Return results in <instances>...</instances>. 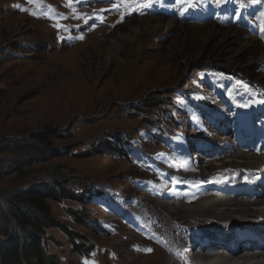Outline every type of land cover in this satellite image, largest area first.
<instances>
[{
  "label": "rangeland",
  "instance_id": "374dc122",
  "mask_svg": "<svg viewBox=\"0 0 264 264\" xmlns=\"http://www.w3.org/2000/svg\"><path fill=\"white\" fill-rule=\"evenodd\" d=\"M225 1L207 3L217 7ZM248 3L241 16L238 9L223 8L219 14L199 1L198 21L182 20L177 12L173 16L176 0H0V86L5 91L0 137L44 130L62 134L54 138L55 146L73 149L34 165L26 178H3L0 186L27 187L58 177L88 196L83 203L50 201L56 218L80 233L78 243L85 245L83 252L76 251L61 228L49 229L47 247L62 264H137L134 256L120 255L125 234L146 253L147 244L137 241L133 230L163 247L169 259L174 249L160 240L153 223L139 221L134 207L143 202L160 217L189 223L176 215L175 206L164 207L159 197L171 190L157 184L168 175L157 156L167 153L171 159L182 146L216 139L211 128L199 127L208 117L189 88L207 82L204 89L212 93L217 85L219 100L235 105L245 121L256 112V127L264 123V0ZM255 19L263 27L262 45L246 46V30ZM170 21L175 28L166 27ZM216 28L218 33L212 31ZM154 99L164 103L148 108ZM211 107H223L226 116L233 110ZM103 138L110 147L100 145ZM122 139L129 140L128 156L119 150ZM205 153L201 167L211 159ZM231 158L226 153V160L213 165ZM72 211L84 212L86 224L76 222Z\"/></svg>",
  "mask_w": 264,
  "mask_h": 264
},
{
  "label": "bare ground",
  "instance_id": "6f19581e",
  "mask_svg": "<svg viewBox=\"0 0 264 264\" xmlns=\"http://www.w3.org/2000/svg\"><path fill=\"white\" fill-rule=\"evenodd\" d=\"M258 21L255 19L251 22L256 35L252 30H246V46L262 45L259 34L263 27L257 24ZM175 26L171 21L166 24L168 29ZM213 29L216 33L220 31ZM228 31L239 33V30L234 29ZM200 82L189 88V91L204 107L203 116L208 117L199 127L211 128L215 141L202 139L189 147L182 146L177 154H172L171 159L167 153L157 156V163L163 164L168 174L157 184L171 190L164 191L159 198L166 201L164 207L167 209L175 206L176 215L189 219V223L173 221L167 215L160 217L158 209H147L143 202H138L134 208L140 212L139 221L153 223L155 230L163 236L158 234L160 240L171 245L174 250L168 259L167 253L161 249L163 247L133 230L135 234L132 235L140 238L137 241L147 244L146 253L137 250L136 242L125 234V251L120 255L123 258L134 256L137 264H194L197 258L200 262L195 264H264V207L261 208L264 206V123L258 127L254 125L253 119L257 122L258 117L256 112L249 114L245 121L242 113L236 111L235 105L231 106L228 101L225 103L222 97L219 100L217 85L211 87L214 89L212 94L204 89L208 83ZM261 84L264 86V80ZM204 96L208 100L200 101ZM210 105H224L233 107V110L226 116L221 112L223 107H220L219 112ZM228 140L234 144L228 143ZM204 153L211 159L206 167H201L199 162ZM226 153L231 154L229 162L213 165L214 161H224ZM205 169L210 172L207 173ZM259 198L263 200L258 202ZM194 200L196 204L190 205ZM235 214H241V219L236 220Z\"/></svg>",
  "mask_w": 264,
  "mask_h": 264
},
{
  "label": "trees",
  "instance_id": "16d2710c",
  "mask_svg": "<svg viewBox=\"0 0 264 264\" xmlns=\"http://www.w3.org/2000/svg\"><path fill=\"white\" fill-rule=\"evenodd\" d=\"M162 14L163 17L170 15ZM4 96L5 91L0 86V102ZM163 103L162 99H154L146 106L153 109ZM115 136L119 137L118 134ZM55 137L62 138V134L51 135L39 130L21 136L0 137V182L11 175L26 178L31 175L34 165L72 152L71 146L65 149L55 146ZM103 143L110 147L111 142L104 138L100 145ZM129 146V140H120L119 150L127 156L131 152ZM88 193L91 192L88 190ZM87 197L73 191L67 181L58 177L27 187L0 186V264H62L46 244L47 232L51 228H61L73 242L75 250L83 252L84 243H78V239H83L82 235L56 218L50 201L59 203L69 199L83 203ZM71 215L81 225L89 218L82 211H72Z\"/></svg>",
  "mask_w": 264,
  "mask_h": 264
},
{
  "label": "built area",
  "instance_id": "2783aa9c",
  "mask_svg": "<svg viewBox=\"0 0 264 264\" xmlns=\"http://www.w3.org/2000/svg\"><path fill=\"white\" fill-rule=\"evenodd\" d=\"M237 1L240 2L239 5L242 7H245V5H246V7H249V5L251 4V3H248L250 0H237ZM232 5H234L233 0H232ZM178 11L179 12H177L178 13L177 16H178V18L182 19L183 18V11L182 10H178Z\"/></svg>",
  "mask_w": 264,
  "mask_h": 264
},
{
  "label": "snow or ice",
  "instance_id": "6c2138e0",
  "mask_svg": "<svg viewBox=\"0 0 264 264\" xmlns=\"http://www.w3.org/2000/svg\"><path fill=\"white\" fill-rule=\"evenodd\" d=\"M217 2L219 3V0H217ZM146 6V5H145Z\"/></svg>",
  "mask_w": 264,
  "mask_h": 264
}]
</instances>
